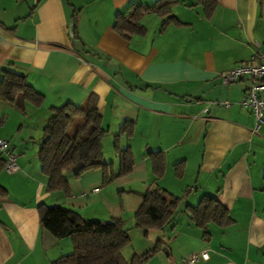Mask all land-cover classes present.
I'll use <instances>...</instances> for the list:
<instances>
[{"label":"crops","instance_id":"obj_1","mask_svg":"<svg viewBox=\"0 0 264 264\" xmlns=\"http://www.w3.org/2000/svg\"><path fill=\"white\" fill-rule=\"evenodd\" d=\"M155 1L0 0V76L2 69L20 73L43 96L39 107L0 102V139L19 166L0 172L7 192L0 199V264H50L72 251L70 239H55L41 226L40 203L62 205L84 220L122 218L131 230L153 186L181 203L163 230L142 233V250L164 242L144 264H181L201 251L208 258L195 264H264V124L253 133V115L241 105L249 80L219 78L264 52V0H216L208 17L195 0H176L170 20L144 15L143 33L123 37L113 29L116 13ZM91 95L108 130L103 158L115 170L113 135L125 120L134 123L131 138H120L132 151V171L107 185L100 169L78 178L65 173L70 194L48 192L36 152L49 108L80 107ZM155 153L163 157L159 176ZM203 195L214 196L233 220L209 224L207 236L185 213ZM128 247L126 260L142 252Z\"/></svg>","mask_w":264,"mask_h":264},{"label":"trees","instance_id":"obj_2","mask_svg":"<svg viewBox=\"0 0 264 264\" xmlns=\"http://www.w3.org/2000/svg\"><path fill=\"white\" fill-rule=\"evenodd\" d=\"M176 0H156L151 6H128L125 12L116 13L113 29L121 36L128 37L134 33H143L145 28L141 19L149 13L172 19L171 7ZM201 5L208 17L212 13L216 0H195ZM17 99L39 107L43 96L36 92L26 81V77L11 69H2L0 76V102L16 103ZM20 110V106H17ZM74 118H81L80 125L72 134L67 130ZM133 122L125 120L113 135L112 148L117 157V168L111 162L104 161L102 139L108 130L102 127L101 115L96 107V97H88L83 106L76 107L68 102L49 108V115L42 128L36 156L40 170L47 178L46 191L70 194L69 182L65 173L78 178L82 173L100 169L102 185H107L117 177L132 171L134 158L127 144L120 146V138L128 141L133 132ZM154 172L162 173L163 157L155 153L152 158ZM4 158L0 153V172L3 171ZM182 172V164L175 165ZM7 196L0 185V199ZM181 203V197L153 186L143 195L138 209L133 213L132 228L140 229L144 235L150 230H163L174 221V216ZM41 226L55 239L68 238L72 251L53 260L50 264H144L164 246L157 239L152 247L141 254L133 253L126 260L122 250L130 244L129 228L122 218H110L106 221L84 220L75 211L59 204L37 206ZM185 213L189 220L207 236L209 224L220 227L230 225L233 220L227 209L214 196L203 195L195 205H186ZM2 225L0 221V226ZM264 252V247H262Z\"/></svg>","mask_w":264,"mask_h":264},{"label":"built area","instance_id":"obj_3","mask_svg":"<svg viewBox=\"0 0 264 264\" xmlns=\"http://www.w3.org/2000/svg\"><path fill=\"white\" fill-rule=\"evenodd\" d=\"M219 78L223 84H229L243 78L249 80L250 83L241 105L249 107L254 119L252 132H258L262 124H264V52L256 54L254 59L249 62L236 64L234 67L221 72ZM217 104L227 107L229 102L221 101L217 102ZM0 153L4 158L3 170L8 173L17 172L19 166L16 154L4 139H0ZM92 191L96 192L98 189L94 188ZM207 258L208 254L205 251L192 253L181 258V264H195L199 259L206 260Z\"/></svg>","mask_w":264,"mask_h":264},{"label":"rangeland","instance_id":"obj_4","mask_svg":"<svg viewBox=\"0 0 264 264\" xmlns=\"http://www.w3.org/2000/svg\"><path fill=\"white\" fill-rule=\"evenodd\" d=\"M82 119L81 118H74L73 121L71 122L68 130H67V133L70 135L73 133V131L76 129V127L78 125H80ZM104 145L106 146V143L104 142ZM107 147V146H106ZM16 154V153H15ZM105 161V160H104ZM142 231L140 229H131L129 230V236H130V244L128 245L129 247L127 248V251L128 250L130 251H137V249H139L140 251L144 252L145 250H142L141 247V242L145 244V238L143 237L142 235ZM141 241V242H140ZM152 246V245H151ZM132 248V249H131ZM164 248V247H163ZM162 248V249H163ZM142 252L140 253H136V254H141ZM132 252H130V254H127V258H129L130 256H132Z\"/></svg>","mask_w":264,"mask_h":264}]
</instances>
